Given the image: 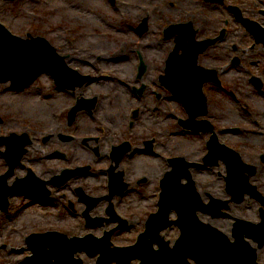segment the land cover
<instances>
[{
	"label": "rangeland",
	"instance_id": "374dc122",
	"mask_svg": "<svg viewBox=\"0 0 264 264\" xmlns=\"http://www.w3.org/2000/svg\"><path fill=\"white\" fill-rule=\"evenodd\" d=\"M93 1L84 0L85 6L78 5L74 9L71 0H0V23L13 34L22 38H28L29 34L33 37H43L61 54L69 57L67 60L71 67L87 75L104 77L101 85L90 84L83 90H77L75 94L58 90L48 73L41 75L20 92L12 90L9 87L10 82L0 83V137H9L13 133H28L33 139V144L28 148L29 153L22 161L23 166L17 168L9 179L11 186L18 179L26 177L29 168L41 178L49 179L52 171L59 173L62 168L74 167L76 164L103 166L102 159L101 162L98 159H90L91 152L81 146V138L108 137L113 133L111 128L120 125L124 120L123 116L131 113V109L140 107L145 112L141 123L150 124L154 130L145 138V142L153 141L155 151L153 154L135 153L134 160L138 162L139 170L149 166L154 170L155 176L154 182L147 185V192L145 190L144 194L131 193V196L135 197L131 199L129 196L123 202L129 210L132 227L117 231L113 242L124 246L137 240L138 234L144 230L148 213L158 210L159 182L163 177L161 173L165 174L171 170L169 160L186 157L190 162L202 163L208 153L207 137L202 139L182 130L178 120L186 114L181 103L169 93L164 94L161 90L165 96L162 99L148 97L143 100L135 95L131 96L130 90H126V83L136 81L134 70H137L139 65L140 55L136 54L133 58L134 51L149 49L150 57H143L149 68L142 81L149 84L153 91H160V76L165 73L166 61L175 46L173 41H165L163 38V30L168 26V21L164 24L152 23L150 32L141 36L135 30L139 25L131 14L136 9H113L103 0L100 4ZM227 1L230 5L238 7L244 17L257 21L264 28V0ZM197 13L204 18L199 19L203 24L199 27V39L214 35L218 37L217 33L222 27L228 29V43H217L213 47L214 50L208 53L206 64L211 61V65L222 71L235 57L232 62L235 66L230 64L228 67L231 73H221L220 76L226 90H216L211 97L221 141L240 151L246 162H260L259 156L257 159L254 156L263 153L264 137L255 140H249L248 137L264 133V92H258L257 88L250 84L253 75H261L264 78V44H257L256 37L236 19H233L231 24L232 16L228 11L224 12L223 5L207 6L203 0H186L176 20H192L193 14ZM226 17L230 20L227 27L223 23ZM228 44L229 49H225ZM234 45H237L235 50ZM154 51L157 54L151 55ZM212 52L223 56H215L213 60ZM98 66L101 71L97 69ZM121 87L126 90L130 102L126 101L125 94L119 92ZM97 94L100 98L98 111L93 116L87 112L81 113L73 125H68L67 110L75 104L78 97L82 95L83 98H94ZM127 121L125 119L123 122L128 125ZM141 129L146 127L142 126ZM115 131L118 132L119 128H115ZM61 133L74 135L77 142L60 140L58 135ZM73 144L76 146L69 148ZM0 150L6 151V146H1ZM34 150L37 151L33 152ZM56 150L73 161L76 159L75 164L71 165L70 161H66L62 156L55 161L53 157L56 158ZM104 160L107 162V159ZM261 165L264 170V164ZM7 170L8 164L0 154V176ZM193 174L194 178L196 175L197 185L207 203L210 201L207 197L209 194L218 198H229L223 177L226 175L223 162L219 166L193 169ZM74 186L70 184L67 195L76 203L72 193ZM52 189L55 200L50 205L37 203L31 194L22 193L10 198L8 213L0 211V264H32L28 260L32 251L27 245V238L33 233L59 230L73 236H85L89 233L103 236L104 231L111 226L88 228L80 212V215H73L67 208L68 199H60L59 191ZM139 189L145 188L141 186ZM234 208L232 218L213 219L211 215L204 213H200V217L202 220H218L222 226L227 227L228 231L225 232L229 235L232 234L235 217L258 221L256 205L252 210L247 204ZM171 218L177 219L176 212H173ZM163 234H166L167 240L173 245L180 237L181 231L178 227H173ZM79 256L84 264H98L97 258L89 257L84 252ZM191 262L195 264L193 260ZM259 262L264 263L262 256ZM135 263L139 264V261Z\"/></svg>",
	"mask_w": 264,
	"mask_h": 264
},
{
	"label": "water",
	"instance_id": "95a60500",
	"mask_svg": "<svg viewBox=\"0 0 264 264\" xmlns=\"http://www.w3.org/2000/svg\"><path fill=\"white\" fill-rule=\"evenodd\" d=\"M243 21L257 38L264 40V28L255 21ZM168 32L178 35L177 45L168 60L166 75L161 80L187 107L191 118L184 124L195 129L196 117L206 112L202 108H207L206 100L198 93L201 92L203 83L213 77L212 71L197 66V58L215 40L198 42L195 40L196 32L186 26H174ZM180 50H183L182 55L179 54ZM43 73H49L62 89H74L90 79L69 67L65 57L47 39L32 35L24 39L13 35L0 24V82L10 81L12 89L21 90ZM96 101L97 98L79 100L70 112V122L74 121L80 110L91 111ZM31 143L28 134L0 137V146L7 145V151L3 154L10 166L9 171L0 177V209L5 212L9 210L11 196L31 192L38 197L43 194L41 187L47 184L32 174L18 180L14 186H8L9 177L21 165V160L28 151L27 146ZM220 160L228 165L226 181L230 194L239 193L236 196L243 198L248 190L257 191L249 182L250 176L246 174H253L255 167L244 163L238 152L219 143L214 135L209 142V153L205 161L217 163ZM172 163L174 169L163 180L160 210L150 217L147 229L140 235L136 245L113 247L114 230L106 232L101 238L94 234L72 238L59 232L32 234L28 238V244L34 253L30 261L34 264H84L76 255L85 252L90 257H97L98 264H133L135 259H141V264H191L190 260H194L196 264H259L258 248L249 246V242L245 241V234L261 241L262 247L264 239L261 234L264 236V225H258L256 229L254 224L239 220L234 230L236 241L231 242L227 234L203 222L198 214L202 211L211 213L214 217L221 216L218 211L227 208L229 201L215 199L211 204H205L190 172L192 166L198 165L187 162L183 157L173 160ZM182 170H186L184 175L179 174ZM184 177L188 180L187 184L181 183ZM65 178L67 180L69 177ZM173 209L178 213L176 221L170 220ZM88 219L91 217L88 216ZM97 220L98 222L89 226H102L101 218ZM173 224L181 228V235L176 244L170 247L169 241L165 240L161 232ZM155 243L159 246L158 250L154 248Z\"/></svg>",
	"mask_w": 264,
	"mask_h": 264
},
{
	"label": "flooded vegetation",
	"instance_id": "af4514ba",
	"mask_svg": "<svg viewBox=\"0 0 264 264\" xmlns=\"http://www.w3.org/2000/svg\"><path fill=\"white\" fill-rule=\"evenodd\" d=\"M73 2V6L74 9L76 7H78V5H81V7L84 5V0H71ZM101 0H94L93 2H98V4H100ZM104 2L107 3L108 6H111L113 9H136L134 10V13H131L132 17H135V20L137 21V24L140 25L141 23L144 22V20H146L147 23V29L145 30L144 34H148L151 30V24L154 22H160L161 24H164L165 22L168 21V25L169 24H173V23H182V22H187V21H192L194 26L198 28L199 34H200V26H203L202 23L199 22V19L204 20L203 16H201L200 13L197 14H193V19L189 20V19H185V20H176L177 19V15H180V12L183 10V4L185 3L186 0H103ZM205 3H207V6L210 5H223V9L224 12L228 13L232 16L231 19V24L234 21L233 19H236L235 16V11L232 9L233 5H230L228 3L227 0H216L215 2H211L208 0H203ZM105 3V4H106ZM97 4V5H98ZM85 6V5H84ZM262 14L264 15V11H262ZM75 16V15H74ZM98 17V15H96ZM95 19V17H94ZM195 20V21H194ZM223 23L227 26H229L230 24V20L226 17L223 20ZM205 25V24H204ZM215 25V24H214ZM139 26L138 29H135L136 32L139 33ZM223 29V28H222ZM226 30V33L223 37L222 41H226L228 39V29L224 28ZM221 33V30L217 33V36ZM143 34V35H144ZM215 36V35H214ZM214 36L211 37H205L203 39H208V38H213ZM222 41L218 42V44L222 43ZM217 45V44H216ZM216 45L212 46L211 48H209L205 53H203L200 57H199V65L205 68H214L217 71V75L218 78L220 80V84H217V82L213 83V82H208L204 85V92L207 96V102H208V114H207V118L211 121V123L213 124L214 129L219 133V128L217 127V124L215 122V115L213 112V108H212V93L215 92L216 90H219L220 87L224 88L226 87L225 85H223V83L221 82L220 76L221 73L225 74V75H229L231 73V71L229 70V65L232 64L235 66L234 63V59L235 57H233L231 59V61L224 66V68H222V71L217 68L214 65H211V61L208 62V64H206V57L208 55V53H210L211 51H213V47H215ZM233 49L235 50V46H233ZM220 57L223 56V54L219 55L216 52H212V57L214 60V57ZM101 58V56H100ZM143 59V56L140 55V59ZM138 64L140 65V60L138 61ZM139 65L137 66V70H134V77H135V82L134 83H126L127 89L126 90H130V95L132 96H136L139 99L144 100V98H154L157 97V99H162L163 97V93H169L170 95H172V93L168 90H166L165 88H163L160 85V91H153L151 86L147 83H145L143 80V77L147 74L148 71V65H147V69L145 71V73L143 74L142 77H140V67ZM99 68H97L98 70L101 69L100 66H98ZM225 70V72H224ZM101 71V70H100ZM101 73V72H99ZM92 79L87 82L86 84H84L83 86L78 87L75 90H66L68 92H72L73 94L77 93V90H83V88H86L87 86H89L90 84H99V83H94L93 82V75L91 74ZM99 79L101 81L104 80L103 76H100ZM251 86L254 85L253 82H251ZM102 84V83H100ZM145 85V90L143 93L139 92V89ZM255 86V85H254ZM256 87V86H255ZM257 88V87H256ZM156 90V89H154ZM161 90H163L164 92L162 93ZM258 92H263L264 91V87L262 89H256ZM96 95V94H95ZM81 97H78V99L82 98V95H80ZM97 96L99 97V94H97ZM88 97V96H86ZM77 99V100H78ZM76 100V102H77ZM134 100V99H133ZM100 106V98L98 99V103L96 108L93 110V112H88V111H81L79 112L78 116L81 115V113H85L87 112L88 114L94 115L95 112L98 111V107ZM183 106V105H182ZM184 111L185 107L183 106ZM134 110V109H133ZM128 113L126 116H123L122 119H124L123 121L128 120L127 124H125L123 121L121 122L120 125L111 128L110 131H113L112 134H110L108 137H98V138H94V137H89V136H84L81 138V146L83 148H85V150H88L91 152V158L90 159H98V161L104 162L103 166L101 167H93L90 164H85L83 163L82 165H75L74 167H65L62 168L59 173H61L63 170L65 169H72V168H78V167H88L86 171H84L81 175H79V178L84 177L85 180L81 183L78 184L77 186L73 187V195L76 198V203H74V201L72 199H70L68 197V191L70 188V184L72 183V180H70L69 182H67L65 185L59 187V188H55L59 191V196L60 199L66 200L68 199V203H67V208L73 212V215H80L83 216L84 213L87 211L89 204L84 200V198H86V194L91 196V197H95V198H102L103 200L101 202L98 203L97 206H95L94 208L91 209L90 214H92L93 216H103V217H107V218H112L115 216L111 215L109 213L110 210V206L111 203L113 204V210L114 212L117 214L116 216L121 217L123 219H116L114 221H111V225L112 228H118L122 223V220H127V226L125 228H129V226L132 227L131 224V217L129 214V210L127 208H125L126 206L123 205V202L126 200L127 197L130 196L131 199H133L135 197V195L131 196V193H138V194H144L145 190L147 192L148 190V186L147 185H151L154 181V170H152L149 166L145 167L142 171L139 170L138 167V162L136 160H134V156L135 153H143V154H153L155 151V144L153 141H151L152 143L150 144L149 142H145V138L149 137L148 135L150 133H153L154 130H152V127L150 124H146L145 123H141L142 120L144 119L145 115H144V111L141 110L140 107H138V111L135 114V112L133 113ZM144 110V109H143ZM187 114V113H185ZM144 126L146 127V129H141V127ZM119 128V131H115V128ZM182 130H184V132L186 133L190 131V133L193 136L196 137H201L202 139L204 137H207L206 139V144H207V140L209 138V135L206 134L203 130L201 131H192V130H188L185 127H181ZM68 137V139H64L61 138V135H58V138L64 142H77L76 138L74 135H68V134H64ZM153 136L155 137V134H153ZM264 137V133H259V134H252L250 135L248 138L249 140H255V138H263ZM258 142H261V139L258 140ZM76 145L73 144L72 146H70L69 148L75 147ZM108 146V147H107ZM114 147H120L122 155L119 159H116L113 157L112 153H113V149ZM263 153H264V147H263ZM56 158H60V156H62L66 161H70L71 165L75 164V160L73 161L72 158H70L67 155H62L63 153H61V151L56 150ZM65 153V152H64ZM263 153H257L256 156H254V158L257 159V157L259 156L260 158V162H257L255 164H258V169L256 171V173L253 175L252 177V182H254L255 185L258 186L259 190L261 191V193L264 195V170L262 168L261 163L264 164V160H263ZM107 159V162L104 160ZM254 163V162H252ZM58 173V174H59ZM75 178V179H79V178ZM161 179V178H160ZM111 180L114 182V187H112L111 184ZM119 185V186H118ZM141 186H143L145 189H139ZM82 188V191L81 189ZM112 189V190H111ZM117 192V191H120ZM139 189V190H138ZM138 190V191H137ZM61 191H64L61 193ZM67 191V193H66ZM115 191V192H114ZM82 192V193H81ZM82 194V195H81ZM111 197V198H109ZM243 204H247L250 209L252 210V208L256 205L257 206V212L259 214L258 216V221L261 220L262 216L264 215V200L260 199V198H253L251 196V194H248L244 200L240 203H232V208H231V214H233V211L235 210V206L240 207V205ZM101 209V212L99 213ZM80 212V214H78ZM154 213L153 212H149V214ZM113 219V218H112ZM263 258L264 261V245L262 247H258V261L261 259V256ZM260 264V262H259ZM264 264V263H263Z\"/></svg>",
	"mask_w": 264,
	"mask_h": 264
},
{
	"label": "bare ground",
	"instance_id": "6f19581e",
	"mask_svg": "<svg viewBox=\"0 0 264 264\" xmlns=\"http://www.w3.org/2000/svg\"><path fill=\"white\" fill-rule=\"evenodd\" d=\"M196 31H198V28L196 27V29H195ZM228 39L225 41H222V45H226L227 43H228ZM231 42V41H230ZM261 42H263L264 43V40H262L261 41V39H259V38H257L256 39V43L257 44H260ZM234 46H237V45H234ZM147 47H149V46H147ZM229 44L226 46V48L225 49H229ZM237 50H238V48H237ZM236 50V51H237ZM149 49H137V50H135L134 51V54H133V58H135L138 54L139 55H142L144 58L145 57H150V54H149ZM118 54H120V53H118ZM137 54V55H136ZM154 54H157L156 53V51H154L153 53H151V55H154ZM104 58H106V57H104ZM107 61H109V59L107 60ZM120 63V62H119ZM123 64H124V61H123ZM119 71V70H118ZM92 79V78H91ZM93 82L94 83H103L100 79H99V77L97 76V75H93ZM101 85V84H100ZM24 91V90H23ZM20 92V91H19ZM119 92L120 93H123V94H125V98H126V101L127 102H130L131 100L127 97V95H126V90L123 88V87H121L120 89H119ZM127 92H128V90H127ZM108 147V146H107ZM37 150H34L33 152H36ZM31 154H32V152H31ZM86 158V157H85ZM53 159H55V161L58 159V158H54L53 157ZM40 161H43V160H40ZM255 168L256 167H258V164H254L253 165ZM193 171V170H192ZM185 172H186V170H182L179 174L180 175H184L185 174ZM194 172H196V171H194ZM198 175H199V173L198 172H196ZM161 174H163L164 175V173L162 172ZM246 174L247 175H249L250 176V178H249V181H252V177H253V175L254 174H250L249 172H246ZM49 176H51V175H49ZM193 176H194V174H193ZM200 176V175H199ZM185 178V177H184ZM195 180H196V175H195V178H194ZM85 180V178L84 177H82V178H79V179H74L73 181H72V185L74 186H77L78 184H81L83 181ZM253 184H254V182H253ZM52 200H49V199H45V200H41L40 201V203L41 204H45V205H49V204H52ZM37 203H38V201H37ZM203 222H205V223H208V224H210V225H212L213 227H216V228H219V229H222V231L225 233V234H227L228 236H229V233H227V232H225V231H228V229H227V227H224V226H222V224L218 221V220H211V221H209V219H207V218H203V220H202ZM181 229V228H180ZM166 235V234H165ZM164 235V236H165ZM166 237V236H165ZM235 237L233 236V237H231V236H229V239H230V241L231 242H233V239H234ZM167 239V238H166ZM177 241V240H176ZM175 241V242H176ZM246 241V240H245ZM247 242V241H246ZM249 242V241H248ZM260 242L261 241H259V240H254V241H252V242H250V243H248L249 244V246L252 248H258L259 246H257V245H259L260 244ZM171 241L169 242V246H171ZM82 253V252H81ZM76 258H81L79 255L77 256L76 255ZM82 259V258H81ZM83 260V259H82Z\"/></svg>",
	"mask_w": 264,
	"mask_h": 264
}]
</instances>
